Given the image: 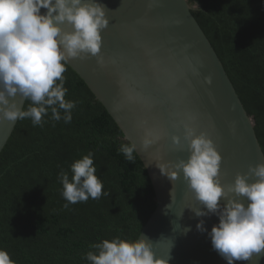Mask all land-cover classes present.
Listing matches in <instances>:
<instances>
[{"label":"water","instance_id":"obj_1","mask_svg":"<svg viewBox=\"0 0 264 264\" xmlns=\"http://www.w3.org/2000/svg\"><path fill=\"white\" fill-rule=\"evenodd\" d=\"M98 2L108 10L109 19L108 28L101 32L103 63L90 57L73 59L68 66L107 109L125 140L137 146V154L148 171L157 208L141 235L154 241L158 258L167 257L173 241L170 264H227L213 250L208 236L219 223L218 217H203L207 232L198 231L196 225L201 218L185 209L198 205L183 174L171 182L156 167L154 156H162L165 163L187 160L190 154L176 150L172 137L183 140L185 126L195 127L197 134H208L222 156L220 179L227 187L234 184L237 174H247L249 166L264 164L255 120L193 15L198 8L189 0ZM62 27L71 31L69 25ZM207 77H211V85L206 83ZM25 105L26 102L21 106ZM18 122L0 123V156ZM149 132L159 139L144 151L142 141ZM172 188L174 203L172 212L166 215ZM241 200L247 205L246 198ZM184 228L191 230L185 234ZM237 264H264V254Z\"/></svg>","mask_w":264,"mask_h":264},{"label":"trees","instance_id":"obj_2","mask_svg":"<svg viewBox=\"0 0 264 264\" xmlns=\"http://www.w3.org/2000/svg\"><path fill=\"white\" fill-rule=\"evenodd\" d=\"M246 110L264 151V0H189ZM72 121L19 120L0 156V249L15 264H89L90 246L116 237L138 240L157 208L148 171L119 152L129 144L84 80L67 66ZM25 107H27V102ZM63 114V113H62ZM92 152L108 195L75 205L62 196L61 170Z\"/></svg>","mask_w":264,"mask_h":264},{"label":"clouds","instance_id":"obj_3","mask_svg":"<svg viewBox=\"0 0 264 264\" xmlns=\"http://www.w3.org/2000/svg\"><path fill=\"white\" fill-rule=\"evenodd\" d=\"M42 9L46 11L42 13ZM107 11L98 0H0V123L30 119L34 127H42L49 110L53 121H72L77 102L65 99L68 89L64 73L73 59L96 57L103 63L101 32L109 26ZM62 25L71 26V31H65ZM206 83L211 85V77ZM25 102L27 107H22ZM158 139L147 133L143 150ZM172 144L176 150L190 154L187 160L165 163L162 156H154L155 165L171 182L183 174L198 205L185 209L201 218L196 225L198 231L207 232L203 217H218L219 223L208 233L213 250L227 264L251 261L264 254V164L249 166L247 174H237L234 184L224 187L220 179L222 156L206 132L197 134L195 127L186 125L183 140L174 136ZM119 152L130 163L138 153L134 143L121 145ZM93 155L89 152L71 164V179L68 172L60 171L65 208L108 195L96 175ZM170 196L166 215L172 212L173 188ZM241 198L247 199V205ZM190 230L184 228L183 232ZM90 247L95 251L84 257L89 264H170L174 243L166 258H158L154 241L143 235L134 241L105 239ZM0 264L15 261L0 249Z\"/></svg>","mask_w":264,"mask_h":264}]
</instances>
